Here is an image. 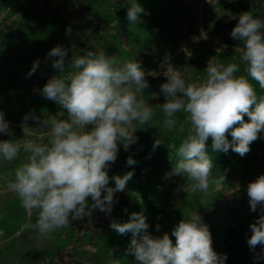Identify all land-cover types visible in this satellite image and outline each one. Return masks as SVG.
<instances>
[{
  "label": "clouds",
  "instance_id": "9594fccd",
  "mask_svg": "<svg viewBox=\"0 0 264 264\" xmlns=\"http://www.w3.org/2000/svg\"><path fill=\"white\" fill-rule=\"evenodd\" d=\"M126 7L129 24L136 25L140 14H147L137 0H126ZM231 36L243 45L239 59L244 75L236 74L241 70L240 63L209 60L201 80L190 82L170 66L164 71L167 80L160 86L166 97L162 104L163 127L168 131L176 129V114L183 113L178 131L186 133L176 148L175 163L168 176L191 181L188 188L192 193L209 190L213 169L206 146L209 137L213 152L231 148L244 156L264 131V19L250 11L240 13ZM67 53L57 45L47 54L60 75L47 81L42 94L66 109L68 118H57L63 116L57 113L40 122L39 127L48 129L47 142L33 138L36 128L27 123L21 125L23 138L0 140V161L12 163L24 154V162L15 168L14 180L7 183V190L19 198L29 214L35 211V223L29 227L41 239L67 228L72 221L85 217L90 220L96 210L111 213L114 193L122 192L133 176L132 171L114 175L111 179L115 186H109L108 168L117 158L118 145L123 143L127 150L138 139V125H149L154 115L141 95L149 84L140 62H121L103 51L86 50L72 55L66 69ZM38 66L39 61H34L28 75ZM252 81L262 90L260 94ZM0 133L12 135L2 112ZM162 140L157 137L153 148ZM170 160L173 161L171 156ZM136 163L128 157V165ZM214 183L219 189L224 177ZM247 195L251 211L264 206V174L249 182ZM111 227L119 234H132L126 255L133 257V264H225L227 260V254L214 250L209 227L197 212L182 218L172 229L175 242L168 233L162 237L150 235L142 211L131 213L124 223L113 222ZM250 229L249 247L261 246L264 256V207ZM108 255L113 256L114 251ZM109 264L119 261L109 260Z\"/></svg>",
  "mask_w": 264,
  "mask_h": 264
},
{
  "label": "trees",
  "instance_id": "16d2710c",
  "mask_svg": "<svg viewBox=\"0 0 264 264\" xmlns=\"http://www.w3.org/2000/svg\"><path fill=\"white\" fill-rule=\"evenodd\" d=\"M65 1L48 0V12L38 25L32 21L31 9L23 8L24 0H0V11H5L6 17L17 9H22L21 14L8 26H0V112L4 114L10 130L22 128V123L32 126L57 113H63V116L58 118L66 119V109L42 94L43 86L47 81L53 76L60 75L59 70L52 67L53 58H49L47 54L54 46H62V34L69 23V17L62 13ZM257 1L242 0V5L238 7L240 11L236 12L237 17L239 18L242 12L250 11L260 14L264 19V1ZM227 2L228 0L219 4L224 8L228 6ZM137 3L147 14L141 13L140 21L132 25L129 24L126 16V0L111 2L108 10H105V32L104 29L101 32L96 25L91 29L97 48H94L92 43L76 44L75 48L67 53L65 68L67 69L72 55L83 54L86 50L103 51L105 55L115 56L121 62L135 59L140 64H146L147 68H152L156 64L152 57L161 53L159 47L174 52L182 34L184 17L182 10L189 9L190 6L187 4L177 7L173 0H137ZM235 25L236 23H233L227 28L230 32L227 40L234 47L230 51L210 50L215 63H240V48L243 45L240 40L231 36V30ZM184 55V51L175 53L173 58L175 68L182 69L181 62ZM140 56L142 59L139 58ZM37 60L39 66L29 76L32 64ZM188 63L192 67V77L206 75L204 70L207 66L200 60L194 61L193 56H188ZM240 69L236 74L244 75L242 63ZM252 83L260 94L262 90L259 89L257 82L252 81ZM152 102H149L151 107ZM176 119L177 128L172 131L164 127L151 129L149 122V125H138L140 128L135 132L138 139L127 150L124 151L122 149L124 144L120 143L121 160L120 156L117 157L108 168L109 186H115L111 177L117 175L115 170L118 167L122 169V175L132 171L133 176L124 192L113 204L111 213L106 214L103 222L96 220L98 231L77 234L75 225L71 222L67 228L55 231L48 238H42L40 246L35 243L30 244L29 248L24 245L17 246L19 238L28 235L31 238L33 234L38 237L36 231L29 227L35 223L36 213L33 211L29 214L16 196L0 205L1 237L7 239V245L0 249V264H12L10 258L15 253L23 256L18 264H41L45 260H47L46 264H63L55 262L54 257L76 241L79 244H74L72 253L80 260L92 264H109V260H118L119 264H133V257L126 255L132 234L130 232L119 234L111 227L113 222H126L133 212L144 213L150 235L162 237L163 234L168 233L175 242L171 236L172 229L187 216L189 209L195 208V199L191 193L178 185L182 176L172 175L176 178L175 182L167 183L159 174L163 171H172L176 148L186 134L178 131L179 124L184 120V114L177 113ZM245 120H248L247 116ZM11 133V136L3 133L0 135V140L19 139L18 134L12 130ZM157 137L163 140L154 149L153 145ZM227 138L231 142L230 133L227 134ZM259 139L260 133L258 139L250 144V151L240 156L231 148L227 152H213L211 137L208 138L206 146L213 160L211 181L214 183L219 177H224V183L218 192L214 191L218 197L228 187L227 181L239 173L248 181L264 174V154H256ZM129 156L137 161L135 165L127 164ZM170 156L173 161L170 160ZM2 164L6 163L0 161V169ZM89 202L91 203L90 198ZM218 205L222 207H213L202 216L203 222L208 225L211 232L214 250L221 255L227 254L225 264H264L261 246L251 249L247 243L251 235L250 224L261 215L259 205L255 214L250 209L247 185L243 184L232 191L230 201ZM116 209L120 211L117 212ZM84 240L91 242L93 249L84 247L81 244ZM112 250L114 255L110 257L108 254Z\"/></svg>",
  "mask_w": 264,
  "mask_h": 264
},
{
  "label": "rangeland",
  "instance_id": "374dc122",
  "mask_svg": "<svg viewBox=\"0 0 264 264\" xmlns=\"http://www.w3.org/2000/svg\"><path fill=\"white\" fill-rule=\"evenodd\" d=\"M47 1L48 0H24L23 8L29 7L32 11L33 22L40 24L42 18L47 14ZM114 0H66L62 8V13L69 17V23L65 28L62 34V47L67 49L68 52L72 51L75 48V45L81 42L92 43L94 48H97V43L93 39L94 33L91 32L93 25H96L97 28L101 29V32H105L104 27V18L106 11L108 10L110 3ZM257 1V0H254ZM263 2L264 0H258ZM257 1V2H258ZM177 7L183 5H189V9L182 10L184 17L182 18V34L177 42L176 49L174 52L169 50H163L165 48L159 47L162 51L158 56H153L152 60L156 64L152 68H147L146 64H141L142 69L145 71V79L147 80L149 87L141 95L149 103L152 102V108L154 115L150 121L151 129L163 128L164 113L162 111V104L165 102L166 97L161 92L160 86L166 82L167 77L164 75V71L167 67H174L175 61L173 60L175 53L184 51L185 55L183 57V62H181V70L175 68L178 71H181L185 79L190 82H195L201 80L204 76L200 75L196 78L192 77V67L188 63V56H193V60H200L206 66L208 65L209 60L215 63V59L210 50L216 51H230L233 48V44L228 42L227 37L230 36L228 27L233 23L238 22L237 13L240 9L238 7L242 5V0H228L227 7H221L220 4L216 2L213 3H202L201 0H173ZM207 10L208 12H205ZM22 9H17L15 12H12L9 17H6L5 11H0V26H8L10 22L17 18L21 14ZM234 11V12H233ZM254 15L263 17L252 12ZM68 29H71L68 32ZM100 31V30H99ZM88 37V38H87ZM138 54V52H136ZM140 59L141 56L139 57ZM149 72L157 73L156 76L148 75ZM52 116V115H49ZM58 118V117H57ZM68 118L66 111V119ZM45 119V118H44ZM40 122L34 123L32 126L36 128L35 137L37 139H42L44 142H47L48 139V129L39 127ZM89 128L91 125L88 126ZM15 134L19 135V138H23L22 128H12L11 129ZM3 133H0L2 135ZM146 134V132H144ZM118 148H121V144L118 145ZM125 151V147L122 148ZM256 154H264V131L260 132L259 139V148L256 150ZM119 151L117 157H119ZM24 154L12 163H6L1 165L0 169V205H3L10 198L15 197L14 193H11L7 190V183L11 180H14L15 168L18 167L22 162H24ZM121 160V156H120ZM122 165V163H120ZM117 175H122V169L120 167L116 168ZM169 171L160 172L161 179L165 180L167 183L175 182L176 178L174 176L169 177ZM255 178L253 177L251 181ZM250 181L246 180L241 173L236 175L234 178L227 181L228 187L224 189L221 195L218 197L217 189L215 183L210 181L209 190L206 192H197L192 193L188 188L191 181H187L185 177L181 179V182L178 185L182 186L184 190H188L193 198L195 199V208L189 209L187 216L184 217L187 219L193 212H197L201 217L204 216L209 210L213 207H222L218 204H224L226 201H230L231 194L234 190H237L241 185L246 184L248 186ZM231 185V186H230ZM221 187V186H220ZM124 192L114 193L115 202L119 199L121 194ZM17 197V196H16ZM198 200H200L198 202ZM120 205V204H119ZM264 206L259 205L261 209ZM117 212L120 209H116ZM253 214L255 212L252 211ZM106 218V214L99 210L93 212L91 219L85 217L84 220H75L72 223L75 225L77 234L81 233H92L93 231H98L96 225V220L103 222ZM176 220V218H175ZM0 230V249L7 245V239L1 237ZM29 235L24 238H19L16 245H24L26 248H29L30 244H37L38 246L42 245V239L36 237L35 234L32 236ZM175 239V237H173ZM79 244L77 241L75 242ZM75 243L68 245L63 251L58 253L54 257V261L63 264H92L89 261L80 260V258L72 253V248ZM86 248L93 249L91 242L84 240L81 243ZM23 256L20 254H13L10 258L12 264H18L22 261ZM41 262V264H46ZM54 264V263H53Z\"/></svg>",
  "mask_w": 264,
  "mask_h": 264
},
{
  "label": "built area",
  "instance_id": "2783aa9c",
  "mask_svg": "<svg viewBox=\"0 0 264 264\" xmlns=\"http://www.w3.org/2000/svg\"><path fill=\"white\" fill-rule=\"evenodd\" d=\"M202 1V3H213V2H216L217 4H219V3H222V2H225V1H227V0H201Z\"/></svg>",
  "mask_w": 264,
  "mask_h": 264
}]
</instances>
